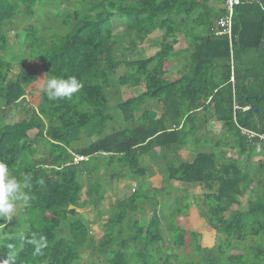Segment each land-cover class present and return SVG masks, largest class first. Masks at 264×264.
<instances>
[{"label": "trees", "instance_id": "1", "mask_svg": "<svg viewBox=\"0 0 264 264\" xmlns=\"http://www.w3.org/2000/svg\"><path fill=\"white\" fill-rule=\"evenodd\" d=\"M69 1L56 0V7ZM78 1L80 9L54 14L66 29L58 33L41 22L15 28V17L31 18L42 0H0V51L13 56L14 39L15 62L25 56L36 62L44 86L49 77H75L83 85L71 98L46 96L33 105L27 94L35 92L38 76L14 71L15 62L0 54V160L13 177H30L25 191L31 197L27 204L17 202L11 221L0 218V260L12 251L16 264H171L176 256L163 257L159 246L167 251L184 245L175 222L182 211H174L168 238L158 230L154 207L144 222L129 218L142 210L139 202L147 195L139 187L145 167L133 163L148 154L162 160L161 177L178 183L183 194L201 188L195 195L198 216L226 240L198 245L201 262L177 264H264V142L247 139L237 127L264 131V0L235 6L230 39L215 35L222 0ZM120 17L125 30L114 33ZM156 29L161 37L155 53L135 56L136 39L142 42ZM180 35L190 41L176 49ZM166 62L178 63L175 73L165 69ZM120 66L124 71L112 81ZM124 86L140 92L122 99ZM138 96L155 100L162 114L145 108L135 116ZM210 121L220 125L218 136ZM188 143L195 146L191 160L181 153ZM124 163L142 181L115 202V218L98 236L79 209L101 199V185L91 178L109 168V179L120 178L126 170L113 167ZM81 175L89 181L86 189ZM40 236L47 247L37 256L24 241ZM247 238L257 242L253 251L227 252L230 242ZM83 251L89 259L82 260Z\"/></svg>", "mask_w": 264, "mask_h": 264}, {"label": "rangeland", "instance_id": "2", "mask_svg": "<svg viewBox=\"0 0 264 264\" xmlns=\"http://www.w3.org/2000/svg\"><path fill=\"white\" fill-rule=\"evenodd\" d=\"M43 4L39 3L34 7L35 14L27 19L26 17H21L22 15L19 14L15 17V28L17 30H21L23 27L32 24V25H44L49 28V30L55 29L58 33L64 32L66 29L60 27L58 17H55V13H62L68 12L71 10L80 9L82 3L78 0H70L69 2L62 3L59 7H56V0H42ZM218 1V0H217ZM53 5V7L51 6ZM218 5H222L220 1L217 2ZM60 15V14H59ZM58 15V16H59ZM41 22V23H39ZM139 22V21H138ZM39 23V24H38ZM140 23V22H139ZM113 32L119 33L123 32L126 27V20L123 18H117L113 21ZM134 34V31H132ZM8 36L13 39L14 30L8 32ZM161 37V31L158 29L148 33L145 36V39L142 42H139L137 39L135 41L138 54L139 55H152L158 49L159 41ZM190 39L184 35L179 36V40L175 45V48H179L182 46L188 45ZM15 40L13 39L10 42V47L12 49V55L15 56L16 44ZM124 39L122 40V44H124ZM139 45H141L139 47ZM14 50V51H13ZM10 51V50H9ZM0 54L4 58L12 59L15 62L13 56H10L9 53L0 51ZM176 64L173 62H166L165 69L168 71L175 73ZM124 66L119 67V72L112 77V81H115L116 77L119 73L124 71ZM14 71H22V74H26L28 72L35 73L39 78V81L36 82L34 88V93H28L27 98L33 104H38L41 100H43L46 95L44 94V84L41 81V73L39 71L38 65L36 62L31 60L28 57H24L20 59V62H15L13 65ZM94 83V81H91ZM121 97L125 99L129 96L138 95L140 87H128L124 86L121 88ZM153 109L157 112L158 115L162 114L161 105L157 103L155 100H151L149 98H143L138 96L137 101L135 103V116L139 115L140 112L145 109ZM210 127L216 132L217 136L218 131L220 129V125L210 121ZM117 124H115L116 126ZM118 126V125H117ZM29 135L34 134V130L28 131ZM222 138V136H220ZM89 141V140H88ZM188 143L181 151L182 157L187 160H191L194 156V152L190 151V147L195 148V146H191ZM203 149V148H199ZM208 150V148H205ZM216 150V149H215ZM259 154L258 148L253 149L251 156L252 158H257ZM135 163L141 167H145V181L147 183L141 184L142 176L140 177H133L131 176V169L128 167L129 163L127 164H117L113 167L114 170L118 172L119 168L121 170H126V174L121 176L120 178H114L113 180L109 179L108 173L111 169H101L98 175H94L91 180L99 181L100 183V195L101 199L99 200L97 205L94 203L88 204L86 207L79 209L82 214V218L85 221L90 220L92 223V232L97 234L98 236L101 235L102 226L108 224L110 221L114 220L115 218V207L114 204L118 199L125 198L129 192H132V187L137 188L142 187L143 190H146L147 195L143 198L142 202V210L136 213L129 214L130 219H139L140 222H144L148 220L152 213V209L156 210L158 216V230L163 235L164 238H168L170 232V223L173 221L174 211L180 209L182 212L176 214V223L180 224L183 229L182 233H179V236L182 237L184 245L181 248H170L167 251L164 250L163 247L159 246V249L163 253V257L166 254L172 253L176 256V259H171V264L180 263L181 260H193L196 263L201 262L200 253L197 251V246L200 245L201 247H210L212 245H220L221 243H225L226 240L224 236L217 235L211 230L205 223V220L198 216L197 208H196V201L195 195H199L201 193L200 187H190L186 194H183L182 190L179 188V184L174 182L172 184H168L161 177L162 172V160L152 159L148 154L143 155L141 157H137ZM103 166V164H101ZM132 165V164H130ZM119 173V172H118ZM119 175V174H118ZM120 176V175H119ZM80 182L84 185L85 189L89 183L87 177L85 175H81L79 177ZM178 186V187H177ZM194 186V185H189ZM159 189V193H155V190ZM179 198L180 201L177 203L175 199ZM248 198L247 194L243 196L241 200V207L245 206L246 199ZM90 201L93 200V197L89 198ZM172 200V204H168V200ZM189 204V208L186 209L184 206ZM20 206V205H19ZM18 206V207H19ZM17 207V208H18ZM140 207V206H139ZM236 206H234L235 208ZM176 213V212H175ZM228 214V213H227ZM126 232V228L124 229ZM181 234V235H180ZM230 247L227 249L229 254H240V253H250L253 251V248L257 246V242L255 240L251 241L249 238L242 242L234 243L233 241L230 242ZM82 260H87L89 257L87 256V252L83 251L81 253Z\"/></svg>", "mask_w": 264, "mask_h": 264}, {"label": "clouds", "instance_id": "3", "mask_svg": "<svg viewBox=\"0 0 264 264\" xmlns=\"http://www.w3.org/2000/svg\"><path fill=\"white\" fill-rule=\"evenodd\" d=\"M83 87L82 83L75 77H49L45 80L44 94L49 100L61 98H71ZM30 182V177L25 176L17 179L10 174L8 163L0 160V218L4 221H11L17 212V202L27 204L31 199L29 193L25 191ZM25 243L34 247V255H41L47 247L46 238L40 236L26 239ZM16 253L9 251L4 253V258L0 264H16Z\"/></svg>", "mask_w": 264, "mask_h": 264}, {"label": "built area", "instance_id": "4", "mask_svg": "<svg viewBox=\"0 0 264 264\" xmlns=\"http://www.w3.org/2000/svg\"><path fill=\"white\" fill-rule=\"evenodd\" d=\"M240 3L241 0H222V7L224 9V12L217 20L218 29L215 31V35L226 34L230 39L234 8ZM237 127L239 129V132L242 135H244L247 139L264 142V131L263 132L251 131L239 125H237ZM134 189L135 188L132 187L131 191L133 192Z\"/></svg>", "mask_w": 264, "mask_h": 264}, {"label": "crops", "instance_id": "5", "mask_svg": "<svg viewBox=\"0 0 264 264\" xmlns=\"http://www.w3.org/2000/svg\"><path fill=\"white\" fill-rule=\"evenodd\" d=\"M141 45H139V47H140ZM137 47V46H136ZM183 47H185V46H182V47H179V48H183ZM179 48H176V49H179ZM170 63H172V62H170ZM174 64H176V66H175V68H174V70L176 71V67L178 66V63H176V62H173ZM158 115V114H157ZM158 116H160V115H158ZM145 183H147L146 181H145Z\"/></svg>", "mask_w": 264, "mask_h": 264}]
</instances>
